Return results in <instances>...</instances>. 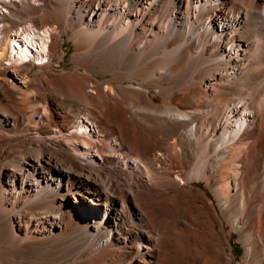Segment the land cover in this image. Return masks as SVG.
<instances>
[{
    "label": "bare ground",
    "instance_id": "bare-ground-1",
    "mask_svg": "<svg viewBox=\"0 0 264 264\" xmlns=\"http://www.w3.org/2000/svg\"><path fill=\"white\" fill-rule=\"evenodd\" d=\"M0 255L264 264V0H0Z\"/></svg>",
    "mask_w": 264,
    "mask_h": 264
},
{
    "label": "rangeland",
    "instance_id": "rangeland-1",
    "mask_svg": "<svg viewBox=\"0 0 264 264\" xmlns=\"http://www.w3.org/2000/svg\"><path fill=\"white\" fill-rule=\"evenodd\" d=\"M5 7L3 6V8H2V11L3 12H6V10L4 9ZM19 30V29H18ZM21 30V29H20ZM19 30V31H20ZM39 33H43V29L42 30H40L39 31ZM14 34H15V32H14ZM17 35H18V37H16L17 39L20 37L19 36V34L18 33H16ZM70 35H71V32L70 31H62V41H63V50H64V54H62V56L61 57H59L60 59H59V64H52L51 66H48V68L51 70V71H53L55 74H59V73H61V72H63V71H70V70H74V62L72 61V52H73V50H74V46H73V41H72V39H71V37H70ZM29 40V39H28ZM20 43V46H22L21 48L23 49V47L25 46V44L27 43V40H24L23 42H19ZM12 44V43H11ZM28 45V47H29V49H30V47H31V45H29V44H27ZM11 49H12V46H11ZM10 49V50H11ZM18 49V48H17ZM35 50H36V48L34 49H30V52L29 53H31V52H35ZM21 52V51H20ZM56 52V54H57V50H55V51H53V54ZM22 53V52H21ZM29 53H28V55H26V57L24 58V61L26 62L27 60H33L34 61V63H36V64H40V63H43V62H45V60H46V58H44V59H42L41 57V55H38V53H37V55H29ZM45 56V55H44ZM9 58L11 59V60H4V63L5 64H7V65H10L11 63H13V61L15 62L16 60H22L23 61V59H21V56H20V54L18 53H9ZM19 62V61H18ZM18 62H15V63H18ZM94 76L96 77V78H98V80H100V81H103V80H105L106 78L107 79H109L111 76H112V74H111V72H105V73H100V74H97V75H95L94 74ZM150 95H154V97H156V100H160V97H158L157 95H156V93L154 92V91H150ZM80 120H84V117H83V119H80ZM83 128H85V126H82ZM94 129H95V127H90V129L88 130V129H86L85 130V132L86 133H89V132H91V131H94ZM113 139V140H112ZM112 139H110L109 140V144H111V145H113V146H117L118 145V143H117V140L116 139H114V138H112ZM114 141V142H113ZM175 179L178 181V182H181V183H183L182 181H181V178H179L178 176H175ZM236 237H233L232 238V242H233V244H235V246H239L240 247V249H241V247H242V245H240L241 243H239V242H235V239ZM240 249L239 250H237V252H236V256H237V259H236V261L238 260V258H240L241 257V251H240ZM1 257H2V259H5V258H3L4 256L3 255H0V259H1ZM0 261H2V260H0Z\"/></svg>",
    "mask_w": 264,
    "mask_h": 264
},
{
    "label": "water",
    "instance_id": "water-1",
    "mask_svg": "<svg viewBox=\"0 0 264 264\" xmlns=\"http://www.w3.org/2000/svg\"><path fill=\"white\" fill-rule=\"evenodd\" d=\"M33 49V48H32Z\"/></svg>",
    "mask_w": 264,
    "mask_h": 264
}]
</instances>
